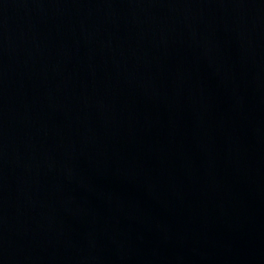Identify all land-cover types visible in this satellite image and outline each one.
Wrapping results in <instances>:
<instances>
[{"label": "water", "instance_id": "95a60500", "mask_svg": "<svg viewBox=\"0 0 264 264\" xmlns=\"http://www.w3.org/2000/svg\"><path fill=\"white\" fill-rule=\"evenodd\" d=\"M0 264H264V0H0Z\"/></svg>", "mask_w": 264, "mask_h": 264}]
</instances>
